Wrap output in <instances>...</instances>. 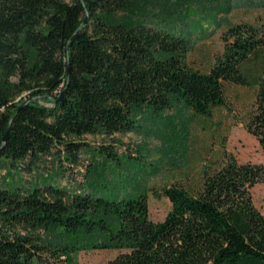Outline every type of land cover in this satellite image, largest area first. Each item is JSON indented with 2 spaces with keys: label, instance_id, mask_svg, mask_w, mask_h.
<instances>
[{
  "label": "trees",
  "instance_id": "trees-1",
  "mask_svg": "<svg viewBox=\"0 0 264 264\" xmlns=\"http://www.w3.org/2000/svg\"><path fill=\"white\" fill-rule=\"evenodd\" d=\"M233 8L258 15L229 24L202 69L190 62L186 32L118 17L131 0H0V167L31 172L55 157L94 174L78 189L49 179L0 185V264H77L75 253L96 249L121 251L109 264H264V214L251 193L264 163L228 153L205 162L198 180L157 192L172 208L155 222L147 187L124 196L95 187L109 185L95 157H119L82 140L133 132L141 113L178 105L211 117L240 85L256 87L244 125L264 151V0H230L222 11ZM24 92L28 100L12 105ZM17 226L30 233L15 234Z\"/></svg>",
  "mask_w": 264,
  "mask_h": 264
},
{
  "label": "rangeland",
  "instance_id": "rangeland-1",
  "mask_svg": "<svg viewBox=\"0 0 264 264\" xmlns=\"http://www.w3.org/2000/svg\"><path fill=\"white\" fill-rule=\"evenodd\" d=\"M230 0H131L133 10L119 12L118 17L126 19L143 18L151 24L175 26L188 34L193 50L190 62L205 69L211 63L212 54L223 49L221 35L229 24L253 23L257 11L247 8H233L222 11ZM190 12L198 13L187 17ZM212 16H217L212 17ZM206 17V18H205ZM0 70V81L4 79ZM16 82L17 78L11 79ZM255 86L231 85L228 88V106L218 107L211 117L194 115L182 105L161 113L144 112L138 116L139 128L129 133L111 136L87 135L82 140L96 150L111 147L119 160L96 156L94 161L99 172L108 176V187L95 183L105 195L124 196L148 188L150 218L163 221L172 208L170 200L157 195L163 187L198 180L205 162L232 154L240 163H264V151L258 139L245 128L244 121L255 101ZM29 92L18 96L13 104L28 100ZM91 153L84 155L91 158ZM65 167V168H64ZM61 169L66 170L61 174ZM94 176L85 168L67 166L55 157H44L31 172L0 167V185L4 187L41 185L47 179L54 183L78 189ZM88 177V179H86ZM102 181V179H99ZM255 206L264 214V182L252 189ZM15 234L30 232L21 226L14 228ZM49 238L45 229L35 231ZM119 250H90L75 253L77 264H109Z\"/></svg>",
  "mask_w": 264,
  "mask_h": 264
},
{
  "label": "water",
  "instance_id": "water-1",
  "mask_svg": "<svg viewBox=\"0 0 264 264\" xmlns=\"http://www.w3.org/2000/svg\"><path fill=\"white\" fill-rule=\"evenodd\" d=\"M63 96H64V92L61 93V95H60V97H59V99L57 101L62 100ZM8 134H9V129H8V131L6 132V134H5L4 138H3V144L6 143V141L8 139Z\"/></svg>",
  "mask_w": 264,
  "mask_h": 264
}]
</instances>
